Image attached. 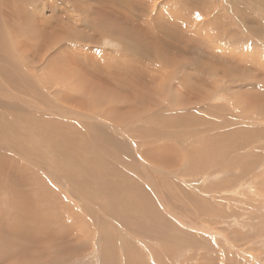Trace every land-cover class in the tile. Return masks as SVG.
I'll list each match as a JSON object with an SVG mask.
<instances>
[{"label": "rangeland", "instance_id": "rangeland-1", "mask_svg": "<svg viewBox=\"0 0 264 264\" xmlns=\"http://www.w3.org/2000/svg\"><path fill=\"white\" fill-rule=\"evenodd\" d=\"M0 119V264H264V0H0Z\"/></svg>", "mask_w": 264, "mask_h": 264}, {"label": "bare ground", "instance_id": "bare-ground-1", "mask_svg": "<svg viewBox=\"0 0 264 264\" xmlns=\"http://www.w3.org/2000/svg\"><path fill=\"white\" fill-rule=\"evenodd\" d=\"M249 77V76H248ZM247 101V100H246ZM246 101H244V102H246ZM247 103V102H246ZM5 117V116H4ZM10 119V118H9ZM1 120V119H0ZM1 121H5L6 122V120H1ZM0 121V122H1ZM3 124H4V122H2ZM1 123V124H2ZM7 123H8V120H7ZM7 123H6V125H7ZM10 124H12V122L10 123ZM9 125V124H8ZM2 126H4V125H2ZM170 127H171V125H170ZM122 134V133H121ZM120 134V135H121ZM60 136V135H59ZM33 137V136H32ZM41 137V136H40ZM39 137V138H40ZM44 137V136H43ZM64 137V136H63ZM61 138V139H64V138ZM38 138V139H39ZM57 138V137H56ZM50 139V138H49ZM67 140H68V138H67ZM51 141V140H50ZM55 141V140H54ZM58 141V140H57ZM69 141V140H68ZM29 142H30V139H29ZM51 142H53V141H51ZM56 142V141H55ZM61 143H62V141H60ZM48 143V142H47ZM54 143V142H53ZM50 144H52V143H50ZM55 144H59V143H55ZM67 144H68V142H67ZM67 144L65 145V146H67ZM32 145V144H31ZM47 145H49V144H47ZM91 145V144H90ZM51 146H53V145H51ZM56 146V145H55ZM59 146V145H58ZM100 146V145H99ZM99 146H96L97 147V149H99L100 147ZM60 147V146H59ZM68 147V146H67ZM81 147V146H80ZM99 147V148H98ZM54 147H52V149H53ZM102 148V147H101ZM226 148V147H225ZM52 149H51V151H52ZM82 149V148H81ZM93 149H94V147H93ZM103 149V148H102ZM132 149V148H131ZM58 150V149H57ZM95 150V149H94ZM93 150V151H94ZM101 150V149H100ZM216 151V150H215ZM56 152V151H55ZM90 152V151H89ZM223 152V151H222ZM95 153V152H94ZM101 153V152H100ZM225 153V152H224ZM59 154V153H58ZM83 154V153H82ZM84 154H85V152H84ZM104 154V153H103ZM103 154H101L100 156H102ZM36 155V154H35ZM97 155H99V154H97ZM86 156V155H85ZM95 156V155H94ZM106 156H107V153H106ZM105 156V157H106ZM104 156H103V160H104V158H105ZM108 157V156H107ZM106 157V158H107ZM69 158H71V157H69ZM73 158H75V157H73ZM78 158V157H77ZM110 158V157H109ZM108 158V159H109ZM90 159V158H89ZM128 159V158H127ZM135 159V158H134ZM79 160V159H78ZM116 161V160H115ZM253 161V160H252ZM83 162V161H82ZM81 162V163H82ZM100 162V161H99ZM104 162H107V160H105ZM48 163V162H47ZM89 163V162H88ZM84 164V163H83ZM95 164V163H94ZM101 164V163H100ZM106 164H108V162L106 163ZM109 164L111 165V163L109 162ZM118 164V163H117ZM138 164V163H137ZM62 165V164H61ZM89 165V164H88ZM104 165V164H103ZM56 166H58V165H56ZM105 166H107V165H105ZM104 166V167H105ZM115 166H116V164H115ZM59 167V166H58ZM74 167V166H73ZM77 168H78V166H77ZM76 168V169H77ZM106 168V167H105ZM104 168V169H105ZM108 168V167H107ZM112 168V167H111ZM120 168V167H119ZM172 168V167H171ZM57 169V168H56ZM65 169V168H64ZM79 169L81 170V167L79 166ZM84 169H86L85 167H84ZM101 169V168H100ZM123 169V168H122ZM122 169H120V170H122ZM129 169V168H128ZM58 170V169H57ZM79 170V171H80ZM89 170V169H88ZM88 170H87V172H88ZM43 171V170H42ZM86 171V170H85ZM114 171V170H113ZM70 172V171H69ZM80 172H83V171H80ZM101 172V171H100ZM99 172V173H100ZM64 173H65V170H64ZM67 173V172H66ZM78 173V172H77ZM59 174V173H58ZM87 174H90V172L89 173H87ZM66 176H67V174H66ZM80 177V176H79ZM76 178V177H75ZM81 179H85V178H82V177H80ZM126 178V177H125ZM133 179V178H132ZM72 180V179H71ZM80 180V179H79ZM78 180V177H77V182L79 181ZM122 182L120 183V184H125L124 182H123V180H122V178L120 179ZM85 181H86V179H85ZM119 184V185H120ZM80 185V184H79ZM119 185H117V187L119 186ZM82 186H83V184H82ZM110 186V185H109ZM116 186V185H115ZM115 186H113V191H114V189H115ZM102 187V186H101ZM120 187L121 186H119V189L117 190V193H119V194H121L123 197H124V195H132V194H134V192H132L131 191V189H130V187H129V184H127L125 187H123L122 189H123V193L121 192V190H120ZM85 189V188H84ZM101 190V189H100ZM89 191V190H88ZM102 191V190H101ZM142 192V191H141ZM22 193V192H21ZM20 194V193H19ZM23 194V193H22ZM28 196V195H27ZM36 197V196H35ZM103 197V196H102ZM131 197V196H130ZM138 198V197H137ZM122 197L118 200V201H122ZM9 200V199H8ZM149 200V199H148ZM10 201V200H9ZM13 202V201H12ZM49 202V201H48ZM111 202V201H110ZM123 202H124V199H123ZM36 202H34V203H32L31 204V206L32 205H34ZM43 204H44V207H45V209L47 208V205L44 203V202H42ZM55 203V202H54ZM112 203V202H111ZM51 204L53 205V203L51 202ZM112 204H114V203H112ZM49 205V204H48ZM55 205V204H54ZM57 205V204H56ZM103 205V204H102ZM136 205H138V204H136ZM140 205V204H139ZM138 207V206H137ZM31 208V207H30ZM36 208V207H35ZM52 208V207H51ZM103 208V207H102ZM131 210L133 209V207H131L130 208ZM141 209V208H140ZM48 210V209H47ZM104 210V209H103ZM131 210H129V218H130V214H131ZM135 210V209H134ZM145 210V209H144ZM27 211V210H26ZM53 211V210H52ZM52 211H51V213H52ZM111 211V210H110ZM138 211V210H137ZM34 212V211H33ZM37 213L39 214V211H38V209H37ZM126 213V212H125ZM124 212H123V215L122 216H125L124 214H125ZM146 213V212H145ZM151 213H152V211H151ZM26 214V213H25ZM53 214H55V213H52V215ZM113 215H116L117 216V214H114V213H112ZM138 214V213H137ZM153 214V213H152ZM134 215H135V213H134ZM40 216V215H39ZM53 216H55L56 217V215H53ZM58 216V215H57ZM126 216H127V214H126ZM132 216V215H131ZM30 217H31V215H30ZM35 217V216H34ZM118 217V216H117ZM134 217V216H133ZM133 217H131V219L133 218ZM135 217H136V215H135ZM134 217V218H135ZM139 217V216H138ZM150 217V216H149ZM149 217H147V219L149 218ZM152 217V216H151ZM38 218V217H37ZM36 218V219H37ZM51 218H53V217H51ZM57 218V217H56ZM129 218H126V219H129ZM133 218V219H134ZM59 219V218H58ZM75 219V218H74ZM125 219V218H124ZM125 219V220H126ZM137 219V218H136ZM51 220V219H50ZM124 220V221H125ZM146 220V218H143V217H141L140 219H139V221L138 222H143L144 223V221ZM52 221V220H51ZM131 221V220H130ZM129 221V222H130ZM155 222H156V227L162 222V221H164V219L163 220H154ZM47 222L49 223L50 221H49V219L47 220ZM53 222V221H52ZM33 223H35V228L33 227V225H32V223L30 224V227L28 226V229L30 230V231H32L31 229H33V231H34V229H35V231L36 230H38L39 231V235H40V239L41 238H44L43 236V234H47L46 232H49L48 233V236L49 235H51V233H50V231L49 230H51L49 227H51V226H48L47 224L48 223H46V222H44L43 220H42V218L40 219V222H39V224L37 223V221H33ZM51 223V222H50ZM163 223H164V225H163ZM112 224H113V222H112ZM131 224V223H130ZM134 224V223H133ZM144 224H146V223H144ZM147 224H148V226H145V228L144 229H147V230H149V229H151L152 227H153V225H154V223H152L149 219H148V222H147ZM16 225V223H12V226H15ZM132 225V224H131ZM46 226H48V230H46L47 229V227ZM123 226V225H122ZM137 226V225H136ZM166 226V228L167 229H170L169 228V226L165 223V222H162V224L159 226V228L161 229V230H164V227ZM131 227V226H130ZM5 228V227H4ZM45 228V229H44ZM53 228V227H52ZM54 229V228H53ZM117 230V229H116ZM35 231H34V233H35ZM100 231V230H99ZM122 231V230H121ZM110 232H111V230H110ZM133 232V231H132ZM76 233H78V232H76ZM88 233V232H87ZM114 233H116V232H114ZM154 233V232H153ZM86 234V233H85ZM107 234H109V233H107ZM121 234V233H120ZM142 233H141V231H140V235H141ZM1 235V234H0ZM79 234H77V236H78ZM92 235V234H91ZM117 235V234H116ZM160 235V234H159ZM158 235V236H159ZM47 236V235H46ZM45 236V237H46ZM54 236V235H53ZM136 236V235H135ZM37 237V238H38ZM109 237H110V235H109ZM152 237V236H151ZM18 238V237H17ZM107 238H108V236H107ZM21 239V238H20ZM78 239V238H77ZM14 240H17V239H14ZM19 240V239H18ZM46 240V239H45ZM51 240V239H50ZM55 240V239H54ZM60 240H62V239H60ZM64 240V239H63ZM62 240V241H63ZM157 240V239H156ZM41 241V240H40ZM104 241L106 242V238L104 237ZM104 241H103V243H104ZM162 241H163V238H162ZM24 242H25V240H24ZM109 242V241H108ZM107 242V243H108ZM13 243V242H12ZM22 243V242H21ZM106 243V244H107ZM110 243V242H109ZM20 244V243H19ZM112 243H110L109 245H111ZM14 245V244H13ZM26 245V244H25ZM57 245V244H56ZM59 245V244H58ZM104 245V244H103ZM112 245H114V244H112ZM11 246V245H10ZM61 246V245H60ZM8 248H7V250H6V256H8V255H10V254H12L13 252H15L14 250L13 251H10V247L9 246H7ZM111 247V246H110ZM109 247V248H110ZM113 247H116V245H114ZM43 248V247H42ZM105 248V247H104ZM108 248V249H109ZM14 249V248H13ZM36 249V248H35ZM49 250V249H48ZM47 251V250H46ZM105 251H110V252H112V250H105ZM26 252V251H25ZM36 252H37V250H36ZM40 252V251H39ZM72 252V251H71ZM113 252H115L114 251V249H113ZM33 253V252H32ZM43 253H45V252H43ZM49 253V252H48ZM103 253V252H102ZM106 253V252H105ZM109 253V252H108ZM16 254L17 253H15V256H16ZM33 254H36L35 252L33 253ZM110 254V253H109ZM108 254V255H109ZM114 253H111V255H113ZM12 255H14V253L12 254ZM46 255V254H45ZM104 255V254H103ZM102 254H101V256H103ZM25 256V255H24ZM32 256V255H31ZM48 256H50V255H48ZM107 256V255H106ZM27 257V256H26ZM30 257V256H29ZM34 257V256H33ZM33 257H30V258H33ZM108 257V256H107ZM112 257H114V259H115V256H112ZM112 257H110L111 259H109V262L112 260ZM109 258V257H108ZM73 259V258H72ZM106 259V258H105ZM113 259V260H114ZM41 260V259H40ZM13 261H14V259H13ZM100 261H101V259H100ZM27 262V261H26ZM37 262V261H36ZM102 264H104V261H103V259H102ZM108 262V261H107ZM111 263H113V262H110V264ZM117 263H119V262H117ZM14 264H15V261H14ZM32 264V263H31ZM113 264H115V263H113Z\"/></svg>", "mask_w": 264, "mask_h": 264}]
</instances>
